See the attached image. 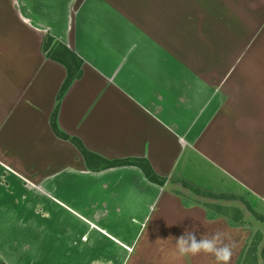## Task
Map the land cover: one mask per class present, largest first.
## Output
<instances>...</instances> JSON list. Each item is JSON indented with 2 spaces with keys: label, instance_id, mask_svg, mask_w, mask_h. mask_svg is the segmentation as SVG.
Returning a JSON list of instances; mask_svg holds the SVG:
<instances>
[{
  "label": "crops",
  "instance_id": "1",
  "mask_svg": "<svg viewBox=\"0 0 264 264\" xmlns=\"http://www.w3.org/2000/svg\"><path fill=\"white\" fill-rule=\"evenodd\" d=\"M148 7L149 0H0V259L5 264H58L53 247L65 238L62 264H216L210 254L178 255L176 239L185 231L197 241L220 233L231 249L228 264L236 263L247 229L229 225L227 216L206 207L210 203L194 202L191 193L170 185L180 181L191 188L175 176L188 173L189 166L197 174L201 166L203 174L226 178L235 192L264 206L259 131L264 122L222 116L224 109L218 108L226 107L227 94L241 90L237 101L259 92L247 95L255 109L264 102L263 88L229 92L219 84L224 97L218 102L212 85L192 84L187 64L197 56L191 36L186 51L172 59L174 72L190 84L160 85L165 69L159 50L149 53L154 44L148 41ZM159 13L153 25L162 37ZM46 35L82 62L80 77L60 99L59 129L105 160L145 159L165 179L162 186L135 167L91 173L76 149L53 135L49 119L66 71L45 57ZM161 93L167 96L160 102ZM52 213L61 214L63 229L53 246L22 232L46 231L43 222L52 220ZM23 254L30 255L28 261Z\"/></svg>",
  "mask_w": 264,
  "mask_h": 264
},
{
  "label": "rangeland",
  "instance_id": "2",
  "mask_svg": "<svg viewBox=\"0 0 264 264\" xmlns=\"http://www.w3.org/2000/svg\"><path fill=\"white\" fill-rule=\"evenodd\" d=\"M158 11H160L158 20L160 30L163 32L162 37L160 32L157 35V28L153 25L156 23ZM144 16L145 22L149 26V46L154 44L149 51L150 56L152 51L157 52L159 50L162 59L160 65L165 69V76L160 79L164 81H160V85L164 84V87L174 85L175 88H181L183 85L190 84V80L186 76L176 71V69L182 68L180 65L176 67V72H174L172 59L175 54L178 55L179 52L186 51L184 47L188 48L187 43L190 40L188 37L191 36L193 37L191 51L195 57L197 56L192 62L186 61L188 63V76L194 79L192 84L212 85L213 90L219 91L216 95L218 102H220V97L222 100L224 97V95H220L222 88L219 84L226 85L225 87L228 88L229 92L232 89L236 91L241 86L244 89L256 91H261L263 88L264 91V0H159V2L149 0L148 12H145ZM154 16L155 20L153 19ZM254 24L260 25L259 28L255 29ZM255 31H258L257 37H254ZM152 35L158 36L157 41ZM240 91H237V94L235 92L229 93L224 97L228 101L225 103L226 107L224 104L218 106L219 109L221 107L224 109L222 116L243 115L245 117L246 115L252 117V123L256 119H259V123L264 122V102L259 106L257 104L258 107L254 109L251 97L247 96L259 95V92L246 94L243 100L237 101V95H240ZM261 95H264V92ZM166 96V94L161 93L160 102L162 101L161 98ZM178 101L182 103L184 100L178 98ZM236 103L241 105L239 107L241 111H235L237 109ZM227 108H231V110ZM199 111L198 108V114ZM201 114L203 112L199 115ZM243 129L246 127L244 126ZM259 131L263 132L264 135V128ZM198 168L200 169H198L197 174H194L192 166H189L186 169L188 173L182 176H175L174 174L176 178L181 177L187 182L195 193L185 189L180 181L179 185L173 183L170 186L185 193V195L191 193L190 199L194 202L210 203L211 205L206 207L214 215L227 216L229 225L244 226L248 234L244 243L245 247L241 250L236 263L247 264L245 251L251 242H256L258 246L257 264H263L259 251L264 247V206L257 199L247 196L243 192H235L234 185L226 178L214 177L212 179L203 174L201 166ZM234 192L236 196L230 195ZM221 194H225L226 199H221ZM52 215V220L43 222L46 231L36 232L35 235L30 234L29 230L22 232L35 237V240L41 237L46 238L47 242L53 246L56 237L63 236V229H60L61 214L52 213ZM65 224L68 227L69 221L66 220ZM69 229L70 227L67 230ZM66 240V238L61 242L58 240V243L53 247L54 258L59 259L58 264H62L64 260V252L67 250L64 246ZM34 251L38 256L35 245ZM29 256V254L22 255L26 261H28Z\"/></svg>",
  "mask_w": 264,
  "mask_h": 264
},
{
  "label": "trees",
  "instance_id": "3",
  "mask_svg": "<svg viewBox=\"0 0 264 264\" xmlns=\"http://www.w3.org/2000/svg\"><path fill=\"white\" fill-rule=\"evenodd\" d=\"M42 50L47 59H50L62 65L66 71L64 82L57 94L55 107L49 119V124L53 135L61 140L71 144L82 157L86 169L91 173H98L112 168L118 167H135L139 169L144 175L145 179L155 185L162 186L165 179L157 176L151 169L149 163L145 159H125L118 161H108L86 150L81 141L75 137L67 136L63 133L57 125V111L60 99L64 93L69 89L72 82L78 79L81 75L80 66L82 62L64 45L54 41L49 35H46L42 44ZM185 187H188L184 184ZM194 192L191 188H188ZM195 193V192H194ZM198 193V192H197ZM209 196V195H208ZM223 199H226L223 198ZM245 247V246H244ZM257 244L251 242L248 249L245 251V262L247 264H257ZM244 252V250H243ZM260 257L264 264V247L259 251ZM0 264H5L0 259ZM237 264V263H236Z\"/></svg>",
  "mask_w": 264,
  "mask_h": 264
},
{
  "label": "clouds",
  "instance_id": "4",
  "mask_svg": "<svg viewBox=\"0 0 264 264\" xmlns=\"http://www.w3.org/2000/svg\"><path fill=\"white\" fill-rule=\"evenodd\" d=\"M176 249L180 257L186 255L210 254L214 257L216 264H228L231 256L229 245L224 244L220 233L213 235L211 240H196L192 231H185L176 239Z\"/></svg>",
  "mask_w": 264,
  "mask_h": 264
}]
</instances>
